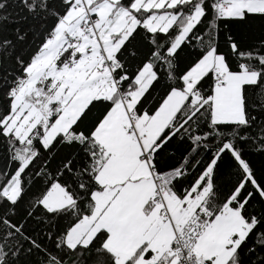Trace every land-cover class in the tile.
I'll return each mask as SVG.
<instances>
[{
    "label": "snow or ice",
    "instance_id": "1",
    "mask_svg": "<svg viewBox=\"0 0 264 264\" xmlns=\"http://www.w3.org/2000/svg\"><path fill=\"white\" fill-rule=\"evenodd\" d=\"M0 264H264V0H0Z\"/></svg>",
    "mask_w": 264,
    "mask_h": 264
}]
</instances>
